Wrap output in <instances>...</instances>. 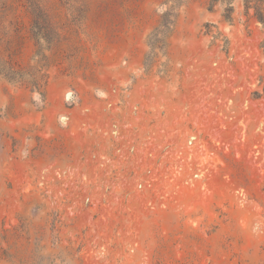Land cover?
<instances>
[{"label": "rangeland", "instance_id": "374dc122", "mask_svg": "<svg viewBox=\"0 0 264 264\" xmlns=\"http://www.w3.org/2000/svg\"><path fill=\"white\" fill-rule=\"evenodd\" d=\"M35 21L46 102L0 75V264H264L245 0H0L5 57L42 59Z\"/></svg>", "mask_w": 264, "mask_h": 264}, {"label": "trees", "instance_id": "16d2710c", "mask_svg": "<svg viewBox=\"0 0 264 264\" xmlns=\"http://www.w3.org/2000/svg\"><path fill=\"white\" fill-rule=\"evenodd\" d=\"M230 1V0H227ZM245 6L247 10H254L255 18L264 26V0H245ZM230 15H227V19H231ZM173 21L172 24L163 25V31L171 33L173 30ZM49 30H52V24L48 23ZM46 27L41 26V24L37 21L33 22V37L37 41V51L35 53V57H39L41 55L42 59L37 61V63L33 66L31 65H23L17 60H15V54L10 52L8 57L0 50V75L13 84H18L25 87H30L31 90L37 92L40 95V99L43 103L46 102V88L48 86L50 76H49V68L52 64L51 58L41 52L40 45V34L47 29ZM49 48L53 46V42H48ZM22 48V47H21ZM20 53V52H19ZM30 79V83H27L25 79Z\"/></svg>", "mask_w": 264, "mask_h": 264}, {"label": "crops", "instance_id": "0c3cea01", "mask_svg": "<svg viewBox=\"0 0 264 264\" xmlns=\"http://www.w3.org/2000/svg\"><path fill=\"white\" fill-rule=\"evenodd\" d=\"M32 116H33V117H37L36 115H34V113H33ZM28 117H31V115H28V114L23 115V118H24V119H27Z\"/></svg>", "mask_w": 264, "mask_h": 264}]
</instances>
